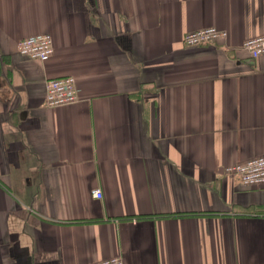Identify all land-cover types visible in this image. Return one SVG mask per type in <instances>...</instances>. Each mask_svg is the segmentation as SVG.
Masks as SVG:
<instances>
[{"label":"crops","instance_id":"obj_1","mask_svg":"<svg viewBox=\"0 0 264 264\" xmlns=\"http://www.w3.org/2000/svg\"><path fill=\"white\" fill-rule=\"evenodd\" d=\"M263 32L264 0H0V264H264V185L224 171L264 153Z\"/></svg>","mask_w":264,"mask_h":264},{"label":"built area","instance_id":"obj_2","mask_svg":"<svg viewBox=\"0 0 264 264\" xmlns=\"http://www.w3.org/2000/svg\"><path fill=\"white\" fill-rule=\"evenodd\" d=\"M227 31L216 26H206L185 32L183 43L187 46L200 45L224 39ZM241 47L251 57L264 54V32L246 38ZM18 51L32 59L46 61L53 52V39L50 33H38L23 37L17 42ZM78 88L73 75L48 78L46 81V104L59 106L77 100ZM227 174L237 176L245 185H264V153L249 157L224 168ZM94 196L102 195L100 188L92 190ZM87 264H124L120 256H112L91 261Z\"/></svg>","mask_w":264,"mask_h":264},{"label":"trees","instance_id":"obj_3","mask_svg":"<svg viewBox=\"0 0 264 264\" xmlns=\"http://www.w3.org/2000/svg\"><path fill=\"white\" fill-rule=\"evenodd\" d=\"M68 75V74H67ZM61 76H65V75H61ZM55 77H58V76H55Z\"/></svg>","mask_w":264,"mask_h":264}]
</instances>
